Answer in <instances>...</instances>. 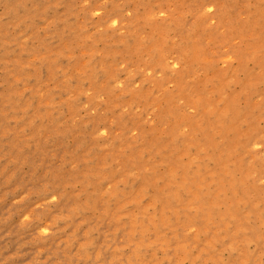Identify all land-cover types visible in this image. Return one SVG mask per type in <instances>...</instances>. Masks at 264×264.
Masks as SVG:
<instances>
[{
  "label": "rangeland",
  "instance_id": "obj_1",
  "mask_svg": "<svg viewBox=\"0 0 264 264\" xmlns=\"http://www.w3.org/2000/svg\"><path fill=\"white\" fill-rule=\"evenodd\" d=\"M0 264H264V0H0Z\"/></svg>",
  "mask_w": 264,
  "mask_h": 264
}]
</instances>
